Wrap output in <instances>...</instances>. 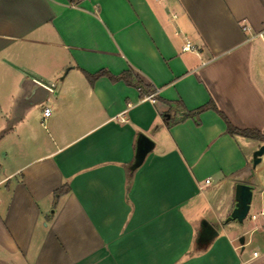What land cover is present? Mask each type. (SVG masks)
Returning a JSON list of instances; mask_svg holds the SVG:
<instances>
[{"label": "crops", "instance_id": "1", "mask_svg": "<svg viewBox=\"0 0 264 264\" xmlns=\"http://www.w3.org/2000/svg\"><path fill=\"white\" fill-rule=\"evenodd\" d=\"M243 24L264 0H0V264H264V199L253 228L227 221L264 142L197 112L264 130ZM130 69L141 85L110 78Z\"/></svg>", "mask_w": 264, "mask_h": 264}, {"label": "water", "instance_id": "2", "mask_svg": "<svg viewBox=\"0 0 264 264\" xmlns=\"http://www.w3.org/2000/svg\"><path fill=\"white\" fill-rule=\"evenodd\" d=\"M153 145L154 144L152 140L148 136L141 135L138 138L134 167H138L143 163L147 153L153 148ZM263 156H264V144H262L254 152L253 166H257L262 161ZM252 195H253V188L249 184L238 183L236 185V189H235L236 203L231 214L228 216L227 221L237 220L240 223L244 222V220L248 217L251 209ZM217 234L218 231L212 224H210L206 220H202L201 232L199 235V240L201 242L208 243ZM243 241H244L243 238H241V242Z\"/></svg>", "mask_w": 264, "mask_h": 264}, {"label": "trees", "instance_id": "3", "mask_svg": "<svg viewBox=\"0 0 264 264\" xmlns=\"http://www.w3.org/2000/svg\"><path fill=\"white\" fill-rule=\"evenodd\" d=\"M84 74L86 75V77L88 78V80L91 83H94V81L99 76L109 75L107 71H103V70L97 72L96 74H91V73H88V72H84ZM133 77H135V79H136V82H135L136 85H141L142 84V81L140 80L138 75L135 74V72L133 70H131V69L127 70V71H124L120 76H113V75L110 76V78L113 81H117V80L123 79L126 83H130V84H132ZM207 108L215 109L218 112V114L224 119V121L226 123V126H227L226 130H227V132L230 135H242V136H245V137L253 138V139H256V140L264 142V130L252 129V128L240 129V128L235 127L228 120L226 115L217 108V106L215 105V103L213 101H209L207 104H205V105L201 106L200 108H198L197 112H200V111L205 110Z\"/></svg>", "mask_w": 264, "mask_h": 264}, {"label": "built area", "instance_id": "4", "mask_svg": "<svg viewBox=\"0 0 264 264\" xmlns=\"http://www.w3.org/2000/svg\"><path fill=\"white\" fill-rule=\"evenodd\" d=\"M242 30L249 35V39H259L264 44V27L260 28V29H254V28H252L251 26H249L247 24H243L242 25ZM191 49H192V47L190 45H185L183 47V50H186V51L187 50H191ZM146 99H148V100H150L152 102H155L154 95H149V96L146 97ZM50 111H51L50 108H45L44 115H49ZM206 182L209 183L210 180L208 179ZM260 214L264 218V211H262ZM251 218H252V220H257L258 219V215L257 214H252ZM262 227H264V224L262 225ZM254 255L256 256L257 252H254Z\"/></svg>", "mask_w": 264, "mask_h": 264}, {"label": "rangeland", "instance_id": "5", "mask_svg": "<svg viewBox=\"0 0 264 264\" xmlns=\"http://www.w3.org/2000/svg\"><path fill=\"white\" fill-rule=\"evenodd\" d=\"M262 189H264V182L262 185H259V187L256 188V191L254 193V197H253V205L251 207V210L249 212V215L248 217L244 220V222L240 223L239 224L241 226H245V227H248V228H253L256 224H258V221L259 220H252L251 218V215L252 214H255L257 212V207L256 205L260 204L262 198L264 199V191L262 192ZM257 214V213H256ZM232 222H236V221H232Z\"/></svg>", "mask_w": 264, "mask_h": 264}]
</instances>
